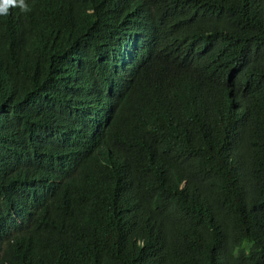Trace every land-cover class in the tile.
<instances>
[{"label":"trees","instance_id":"1","mask_svg":"<svg viewBox=\"0 0 264 264\" xmlns=\"http://www.w3.org/2000/svg\"><path fill=\"white\" fill-rule=\"evenodd\" d=\"M0 17V264H264V0H29Z\"/></svg>","mask_w":264,"mask_h":264},{"label":"clouds","instance_id":"2","mask_svg":"<svg viewBox=\"0 0 264 264\" xmlns=\"http://www.w3.org/2000/svg\"><path fill=\"white\" fill-rule=\"evenodd\" d=\"M31 11L29 0H0V17H9L15 13L25 14Z\"/></svg>","mask_w":264,"mask_h":264}]
</instances>
